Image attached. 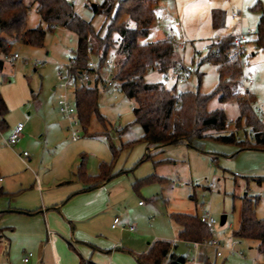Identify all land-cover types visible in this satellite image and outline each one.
Listing matches in <instances>:
<instances>
[{
    "label": "rangeland",
    "instance_id": "obj_1",
    "mask_svg": "<svg viewBox=\"0 0 264 264\" xmlns=\"http://www.w3.org/2000/svg\"><path fill=\"white\" fill-rule=\"evenodd\" d=\"M102 2L103 0H76L74 9L84 19L92 21L95 29L104 35L110 17L95 13L92 8V4ZM234 11L240 13L239 18L232 17ZM220 12H224L227 29L215 26V16ZM156 15V21L149 34L140 39L141 43L171 36L176 43L183 44V51L182 48L177 49L180 57L183 56L185 63L198 66L199 73H195L190 80L178 86V89L193 91L199 89L202 93H210L218 84L219 73L215 63L200 61V55L206 54L202 47L209 46L213 37L224 31L234 29L239 31L247 28L257 31L260 18L264 16V0H160L156 7ZM124 19L130 26H134V22L128 17ZM40 25L45 26L37 6L33 5L29 10L28 26L33 28ZM255 37L256 33L249 36L250 41L247 43L250 68L255 79V83L250 88L259 86L264 88V49L253 50V43L249 44ZM115 39H118L116 34ZM77 47L78 39L73 31L57 28L47 32L43 47L23 43L15 46V51L23 56L34 60H45L44 65L34 69L32 65H25L22 62L12 63L7 60L4 70L0 72V98L6 101L10 109L7 114L8 123L13 126L15 122H24L26 127L23 133L35 137L30 142L31 146L25 148L27 157L29 154L37 157L33 165L37 167L43 164L54 168L55 163L49 162L51 154L62 148H70L81 152L80 160L86 156V167L89 172L95 174L99 171L101 157L106 155L114 173L124 172L127 177L124 184L128 185V181H131L130 193L124 199V205L126 209H132L133 216L138 217V228L148 232L150 240L155 233L164 235L165 239L172 240L176 237L179 227L170 219L169 214L172 212L199 215L209 212L219 222L223 214L228 216L224 225L219 223L218 232L214 234L228 246L231 244L229 239L231 233L238 226L242 199L246 194L254 200L257 216L264 220V180H256L264 177V150H241L236 144L206 139L201 149L190 148L185 144L167 145L160 153L154 154L156 151H152L153 159L141 161L147 145L142 140V126L134 123L135 100L126 94L121 95L118 100H113L103 91L99 97V111L105 117L104 122L94 113L88 125V132L85 134L83 127L84 137L80 140H74L61 130L59 124L62 116L57 109L58 92L53 86L58 83L57 73L60 65L69 62ZM253 51L255 55H252ZM162 78L163 73L154 69H150L146 75V80L149 82H157ZM242 99L254 101L251 95ZM238 100H241L239 95L226 102L228 106H225V110L231 117L229 124L236 118ZM233 101H236L235 106L232 105ZM256 102L264 106L263 101L256 100ZM218 105L217 98L211 100L210 108ZM262 122L264 123V118ZM47 126L55 131L50 134L42 133ZM232 127L231 124L227 129L231 130ZM250 130L251 128H248L247 131L250 139L253 140ZM242 134L243 132L239 136L241 137ZM9 135V130L1 131V148H5ZM109 141L117 150L122 149L115 158L109 147ZM129 141L133 142L132 145L123 149L122 144ZM10 146L7 145V150L4 149L0 157L5 158L11 154V164L15 168L13 152L15 149ZM152 173L166 176L170 180L143 184L137 192L132 184ZM1 176L6 182L9 181L3 171ZM173 180L178 181L174 187ZM210 183H213V186H210ZM140 200L145 206L139 205ZM153 200L156 201L154 205ZM238 248L246 252L248 261L257 256L260 261H264V253L259 255L256 248L250 250L243 244L238 245ZM181 249L185 251L184 246H181ZM192 257L193 253H190L189 258ZM222 261L223 259L218 262L222 263ZM226 262L236 264V258L230 256Z\"/></svg>",
    "mask_w": 264,
    "mask_h": 264
},
{
    "label": "trees",
    "instance_id": "obj_2",
    "mask_svg": "<svg viewBox=\"0 0 264 264\" xmlns=\"http://www.w3.org/2000/svg\"><path fill=\"white\" fill-rule=\"evenodd\" d=\"M159 2L160 0H103L94 10L95 13L110 17L106 33L101 35L92 21L84 19L75 11L70 0H0V72L5 68L6 56L15 52L18 43L43 47L47 32L54 31L58 26L73 31L78 37V47L74 54L77 68L88 61L89 46L102 63L117 44L116 34L118 38H122L118 77L126 80L125 94L136 102L133 108L135 122L142 126V139L148 145L186 143L189 147L201 149L206 139H214L236 144L241 150H264V123L256 117L248 100H238L239 114L230 124L224 108H210V102L214 98L222 103L238 97L237 86L242 79V63L239 57L228 56L232 49L233 33L224 35L219 43L212 41L204 57L218 63L219 81L212 92L202 93L199 89L179 90L175 94V87L169 89L161 81L146 80L150 69L165 72L171 66L183 62L171 36L145 43L140 41L149 34L157 19L156 7ZM33 5L37 6L45 26L28 27L29 10ZM125 17L132 20L134 26H130ZM224 18V12L217 13L215 26L223 27ZM253 41L257 49H264V16L260 18ZM75 101L82 124H88L94 113L101 117L98 83L76 86ZM8 112L5 100L0 98V127ZM231 124L233 127L228 130L227 127ZM248 128L254 131V134L250 133L253 140L249 137ZM241 132L243 134L240 137ZM149 158L151 155L146 154L141 161ZM105 169L106 166L103 165L101 174L90 177L95 182L89 189L111 177L104 173ZM79 173L86 177L84 161ZM155 180L158 177L152 174L136 185ZM256 180L262 181L264 177ZM242 200L241 220L238 228L233 230V236L256 240L258 250L264 253V220L257 216L252 198L246 194ZM171 217L180 226V239L194 242L211 237L198 214L172 213ZM165 260H168V264H188V256L176 252L173 242L165 239L155 240L146 253L139 255V264H162ZM80 264L89 263L81 261ZM204 264L217 263L206 257Z\"/></svg>",
    "mask_w": 264,
    "mask_h": 264
},
{
    "label": "crops",
    "instance_id": "obj_3",
    "mask_svg": "<svg viewBox=\"0 0 264 264\" xmlns=\"http://www.w3.org/2000/svg\"><path fill=\"white\" fill-rule=\"evenodd\" d=\"M57 28L64 27L58 26ZM223 28H226L225 24ZM235 31L236 29L219 33L213 37V41ZM255 38L249 44L253 43V50H259L253 41ZM183 50L184 48H182ZM255 54L253 51L252 55ZM205 56L206 54L200 55L199 59L201 62H212L218 67V63L204 58ZM180 58L183 61L182 55ZM43 61L45 62V60ZM37 68L34 67V69ZM53 89L58 92L57 83L53 86ZM251 89L254 101L261 100L264 102V88L259 86ZM102 91L113 98L109 91L99 85V97ZM69 94L76 103L75 90L72 89ZM113 100L115 99L113 98ZM225 106H228V103L219 102L217 107L225 109ZM7 114L0 130H9V134H11L14 126L21 121L15 122L12 126L8 123ZM98 118L103 122L105 121V117L102 114ZM229 118L231 119V117ZM134 123L137 122L134 121ZM89 124L90 122L86 125L82 124L85 134L88 132ZM59 128L71 137L68 123L63 117L60 119ZM54 131L55 129L52 130L50 126H47L42 133L50 134ZM22 137L23 139L17 145L12 146L15 149L12 148L15 153V168L11 164V154L5 158L0 157V264H80L81 261H86L89 264H139V255L146 253L155 240L165 239L164 235L155 233L150 240V234L138 228V217L133 216L132 209H126L124 205V199L130 193L131 181H128L129 186L124 184L127 177L123 171L114 173L112 164L107 161L109 157H105L106 155L101 157L99 171L94 174L89 172L86 167V156H83L80 160L81 152L70 148H62L51 154L49 162L55 163L56 166L54 168L43 164L36 167V165H33L37 159L36 155L33 154L32 156L29 154L27 157V155L23 154V152L27 151L25 148L28 145L31 146L30 142L35 137L25 135V133H23ZM108 140L110 139L108 138ZM132 143L131 141L124 143L122 148H129ZM109 144L115 158L122 149L117 150L112 142ZM181 144L187 145L186 143ZM7 145L6 143L5 148L0 147V154L4 149L7 150ZM146 145L144 156L146 154L151 155V158L147 160L153 159L154 154L162 152L163 148L167 146H150L147 142ZM152 151L156 152L152 154ZM83 161L85 163L86 177L81 176L79 173ZM103 165L106 166L104 173L111 175V177L102 180L101 183L89 189L95 182L90 177H96L101 174ZM2 171L3 174H7L6 177L9 181L6 182V179L1 176ZM152 174L158 177V180L154 182H168L170 180L166 176L156 173ZM147 176L141 177L132 184L137 192H139V188L143 184L137 186L136 183ZM177 182V180H173V187ZM140 202L141 200L139 201L140 206H145V203L141 204ZM154 203H156L155 200H153V205ZM172 213L169 216L173 221ZM116 217L120 218V222L117 227H113ZM132 225H135L133 230L130 228ZM178 227L176 237L172 240H165L173 242L176 252L188 256V264L195 256L203 264L206 257L217 264H227L226 260L230 256L236 258V264L264 263V261L259 260L258 256L248 261L246 252L238 248V245L243 244L249 247L250 250L254 248L258 250V242L256 240L235 238L232 231L229 238L231 241L230 245L226 246L219 238L222 243L223 255L218 256L216 249L210 246H201L198 251H195L192 242L179 238L180 226L178 225ZM181 246H184L185 251L181 249ZM30 251L34 252V256L30 262L24 263L23 258ZM257 252L260 255L261 252L259 250ZM190 253H193L191 259L189 258ZM221 259H223L222 263L218 262ZM162 264H168V260L163 261Z\"/></svg>",
    "mask_w": 264,
    "mask_h": 264
},
{
    "label": "built area",
    "instance_id": "obj_4",
    "mask_svg": "<svg viewBox=\"0 0 264 264\" xmlns=\"http://www.w3.org/2000/svg\"><path fill=\"white\" fill-rule=\"evenodd\" d=\"M75 3V0H72ZM240 14L236 11L232 13L233 18H238ZM256 33L253 28L241 29L233 33L232 49L228 53L229 58L239 57L242 63V79L237 86V93L239 99L249 98L251 95L250 86L254 82L253 72L250 68L249 55L247 52V43L250 41L249 36ZM222 39V38H221ZM221 39L214 40L215 43H219ZM122 44V38L117 39V44L111 49L110 53L106 56L102 63L99 62L97 56L94 54L92 47L89 46L87 49L89 58L86 64L83 66L76 67V56L73 55L69 62L61 65L58 69L57 77V89H58V109L61 116L67 121L69 133L73 139H80L83 136V126L80 120L76 103L72 100L69 92L76 88L78 85H93L98 83L101 87L110 92L114 99H118L121 95L125 94V83L126 80L118 77V71L120 69V46ZM182 45L177 42L176 48L179 49ZM203 51H209V46L204 45ZM218 52V50H216ZM6 59L12 63L22 62L25 65H32L34 67H40L44 65L43 60H34L29 57L21 55L15 51L10 56H6ZM158 71V69H155ZM199 71V67L193 63L179 62L176 65L171 66L167 71L162 72L163 78L160 80L164 87L174 88L175 94H178V86L186 83L192 78V76ZM232 105H236V101L232 102ZM250 106L257 116L262 121L264 118V107L261 103L251 101ZM229 124V123H228ZM25 129L24 122H18L12 129L11 134L6 143L8 145H17L23 136ZM1 133V130H0ZM251 134L254 131L250 130ZM27 155V151L24 152ZM213 186V183H210ZM141 204L143 201L140 202ZM201 221L207 226V230L211 234L210 238H206L202 241L192 242L193 249L198 251L201 246H210L216 249L217 255H223L221 240L214 236L218 232L219 220L210 214L209 212L204 213L200 216ZM120 222V218L114 219L113 227H117ZM133 230L135 225L130 226ZM34 256V252L30 251L23 258L24 263L30 262ZM190 264H203V262L195 256Z\"/></svg>",
    "mask_w": 264,
    "mask_h": 264
},
{
    "label": "water",
    "instance_id": "obj_5",
    "mask_svg": "<svg viewBox=\"0 0 264 264\" xmlns=\"http://www.w3.org/2000/svg\"><path fill=\"white\" fill-rule=\"evenodd\" d=\"M92 8H93V10H96L97 4H95V3L92 4ZM226 220H227V215L226 214H223L221 216V220H220L221 225H224L226 223Z\"/></svg>",
    "mask_w": 264,
    "mask_h": 264
}]
</instances>
